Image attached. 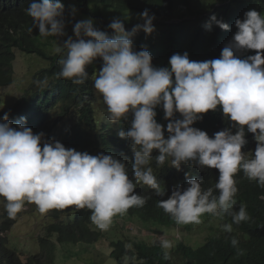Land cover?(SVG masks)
I'll use <instances>...</instances> for the list:
<instances>
[{
  "label": "clouds",
  "instance_id": "1",
  "mask_svg": "<svg viewBox=\"0 0 264 264\" xmlns=\"http://www.w3.org/2000/svg\"><path fill=\"white\" fill-rule=\"evenodd\" d=\"M75 1L93 11L106 5ZM176 9L207 21L181 23L139 4L68 23L61 0H31L25 11L47 56L15 47L12 81L0 89L15 82L17 50L49 64L37 87L0 95V261L90 264L91 249L106 245L112 260L144 264L121 253L123 243H142L187 264L184 247L231 251L248 239L240 226L254 200L264 201V0L179 1ZM56 77L74 84L69 96L49 87ZM205 217L214 223L195 245L165 232ZM19 236L44 252H27L34 246L24 249ZM58 248L70 263L57 260Z\"/></svg>",
  "mask_w": 264,
  "mask_h": 264
},
{
  "label": "trees",
  "instance_id": "2",
  "mask_svg": "<svg viewBox=\"0 0 264 264\" xmlns=\"http://www.w3.org/2000/svg\"><path fill=\"white\" fill-rule=\"evenodd\" d=\"M106 4L97 11L84 8L81 4L75 0H61L65 6V17L68 23H73V19L76 16L81 18L91 17L90 14H108L107 10L111 8L116 10V15L126 14L125 10L129 8L137 7L139 4L146 5L149 8L154 9L157 12L163 13L165 19L182 18L181 23H205L207 20L202 19L193 14H184L176 9V3L181 2L184 5L192 4V0H98ZM31 0H0V80H5L10 83L12 81L11 68L12 61L14 60L13 49L19 47L28 53H37L39 55L47 56L43 50V39L39 35V29L33 26V20L26 14V9L29 6ZM75 6L77 9L75 15H72V8ZM207 7L203 4L200 11H203ZM191 17L186 19L185 17ZM195 16V18H192ZM193 27H201L200 25H189ZM29 27L33 28L30 33ZM196 39H200L202 36L194 35ZM222 34L215 32L211 35V38H221ZM173 38V37H172ZM172 41L169 40L168 43ZM182 43V42H179ZM59 64H56L53 69L58 73ZM49 76H52L49 73ZM66 79L55 78L49 83V87L53 88L62 95H70L75 89L74 84L65 82ZM251 219L242 224L240 227L243 230V234H248V239L240 243V247L237 250L221 251L218 250L213 243L205 245L202 249L193 251L190 248L184 247L183 252L187 258V264H264V201L255 199L253 202V208L250 212ZM173 220V219H171ZM169 218L168 222H172ZM236 235V226L233 228V236ZM135 243L133 249H128L123 243L122 252H126L129 255L136 257L139 255L140 259L144 260V264H171L163 258L160 251L150 248L142 243ZM137 245V246H136ZM242 250L243 254H238V251ZM120 253V254H121ZM117 254V253H115ZM8 255V254H6ZM117 256H121L118 255ZM0 264H17L12 258L1 260Z\"/></svg>",
  "mask_w": 264,
  "mask_h": 264
},
{
  "label": "rangeland",
  "instance_id": "3",
  "mask_svg": "<svg viewBox=\"0 0 264 264\" xmlns=\"http://www.w3.org/2000/svg\"><path fill=\"white\" fill-rule=\"evenodd\" d=\"M128 11H126L127 13ZM86 19V18H85ZM64 38V37H61ZM60 44H56L55 48L60 46ZM47 64H49V60L48 59H44L42 57H36L34 55H28V54H24L21 51H16V59L14 61V83L9 87V88H3L0 89V95L5 98V99H9V98H14V97H21L24 94V90H22V88H30V87H37L36 86V81L39 80V78H35L38 75V72L44 67H48L46 66ZM211 219V218H210ZM208 217L205 218H201V223H199L195 228L190 229H185L184 231H178L175 230L173 231V229H171L170 231H165L171 234H168V236L170 238H172L175 242L177 240H179L180 238H184L185 235H190V238L188 239L192 244H197L201 241H203L202 239L205 238L208 234V228L207 225L209 223H214V220L211 219L210 222H207ZM217 221V220H216ZM205 223V224H204ZM217 224H219V221L216 222ZM202 224L203 226L200 227L199 225ZM119 226H121L123 229L121 230L123 232V235L129 236V237H135V235H133L130 230H128L125 226H122L119 224ZM161 229V228H160ZM164 232L163 229H161ZM112 231H118L117 228L113 229ZM24 232H28L31 233L32 231H30L29 229H26V231ZM158 235H161L162 232L160 230L157 231ZM166 234V233H165ZM110 236V235H109ZM112 239H117V234H112L111 237ZM35 239H33L31 236L29 237H24V236H19L18 237V242H23L24 243V249H26L29 245H33V247H31V249L33 251H27L30 253H36L38 251H42L43 250L40 249V247L38 246V242L34 241ZM70 249H72V247H69ZM26 251V250H25ZM58 251H62V249H56V257L57 260L59 262H64L66 261L67 263H70V260H67L68 257H65V260L63 259L64 255H58L57 256V252ZM92 252V257L94 259V261L90 264H120L119 262H117L116 260H112L109 256V249L108 246L106 245H102L100 247H93L91 249ZM62 252H60L61 254ZM79 261L81 263H89L88 259H82L79 258ZM75 264H80V263H75Z\"/></svg>",
  "mask_w": 264,
  "mask_h": 264
}]
</instances>
